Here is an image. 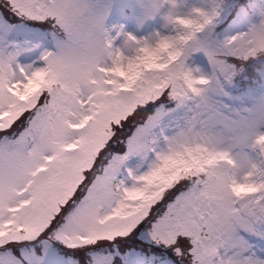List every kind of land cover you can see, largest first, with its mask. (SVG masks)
I'll use <instances>...</instances> for the list:
<instances>
[{
  "label": "snow or ice",
  "instance_id": "obj_1",
  "mask_svg": "<svg viewBox=\"0 0 264 264\" xmlns=\"http://www.w3.org/2000/svg\"><path fill=\"white\" fill-rule=\"evenodd\" d=\"M106 15L92 0H0V264H41L51 241L114 264L103 250L138 233L171 264H264V97L236 107L224 90L264 53V11L217 39L214 5L154 60L144 38L114 46Z\"/></svg>",
  "mask_w": 264,
  "mask_h": 264
},
{
  "label": "rangeland",
  "instance_id": "obj_2",
  "mask_svg": "<svg viewBox=\"0 0 264 264\" xmlns=\"http://www.w3.org/2000/svg\"><path fill=\"white\" fill-rule=\"evenodd\" d=\"M92 2L100 6L106 7L107 8L106 16H111L113 12H122L124 10L131 11V9L128 7V6H131L133 13L132 14L130 13L129 15L130 18H128L125 15L128 18L127 23L120 22L119 20L112 21L113 24L111 27L113 29V32H111V35L117 36V32H119L121 36L120 40L118 41H116V39L114 40L113 42L114 46L122 45V42L124 40V34H130L136 39H141V38L146 39V38L153 37L157 32L164 34L169 31V28L165 27V21H164V14L168 10V5L164 12L157 14V16L155 17V20L158 17L161 19L158 25L154 27H150V29L148 30L140 31V28L142 27V24L144 23V21L148 19H152V17H154L157 13L155 12V13L149 14L148 0H92ZM192 2H195V3L205 2L206 3L207 0H200V1L192 0ZM225 6H227V3L225 4ZM251 6L252 8H256L255 12L257 16L254 20L248 21V25L245 29L242 27L240 23H233L232 27H229L222 37L219 38L216 36V38L223 39L225 36L235 34L236 32L247 31L248 28L252 24L258 23L260 19L259 13L261 11H264V0H252ZM121 14H124V13H121ZM227 16H228L227 8L223 9V7H220V15L217 17L216 22L223 21ZM216 22L213 25V28L218 24ZM261 54H264V53H259L257 55H261ZM17 59H18V62L21 64L31 62V60L23 61L25 59H31L28 56V54H21ZM188 62L191 66H194V67L198 66V67H201L202 69L206 67V59L201 60L199 58H196L195 53H193L189 57ZM239 65L243 67L244 63L240 62L237 65V69H238L237 71L241 69V66ZM259 70L260 71L264 70V63H262V65L259 66ZM262 97H264V94L259 95L255 93V97H254V100H252V102ZM226 99L228 103L236 107L248 106L251 104V102H248L247 100H243V99H233V97H230V98L227 97ZM126 163H127L128 168L130 169L135 168L138 163V158L131 157ZM144 237L147 240L148 245H150L148 246V248H138V250L131 248V250L127 251L125 254H120V248L118 246H117V249L115 250L111 248H107V249H104L103 251L117 252L118 254H116L114 258L116 256L121 255L120 256L121 262H120V259L116 261V262H120L119 264H169V261H165V260L164 261H154L153 256L155 253L159 252L161 254V252H164L166 250L163 248L162 245H156L153 242H151L146 237V233ZM39 248L41 249V251L37 250V255L41 259V264H80L81 259L78 254L79 250L66 248V246L60 241H51V242H48L47 244L40 245ZM144 252H151L154 254H149L150 256L146 257Z\"/></svg>",
  "mask_w": 264,
  "mask_h": 264
},
{
  "label": "clouds",
  "instance_id": "obj_3",
  "mask_svg": "<svg viewBox=\"0 0 264 264\" xmlns=\"http://www.w3.org/2000/svg\"><path fill=\"white\" fill-rule=\"evenodd\" d=\"M168 5V10L164 14L165 27L169 28L167 33L157 32L153 37L146 38L147 48L143 54L150 60H154L161 52L174 49L177 44H182L192 34V29L196 26L203 29L212 19L210 11L214 5H220V0H207V2L195 3L192 0H148L149 6L153 4ZM160 7V8H161ZM172 12L169 16V12ZM107 44V42H105ZM127 43V41H124ZM110 47V45H109ZM107 48L102 46L101 59L107 55ZM253 143L259 147V143L254 139ZM237 178L243 179L241 169L243 164H237ZM245 185H238L236 191H248Z\"/></svg>",
  "mask_w": 264,
  "mask_h": 264
},
{
  "label": "trees",
  "instance_id": "obj_4",
  "mask_svg": "<svg viewBox=\"0 0 264 264\" xmlns=\"http://www.w3.org/2000/svg\"><path fill=\"white\" fill-rule=\"evenodd\" d=\"M227 1H228V3L230 2L231 3V7L233 9H235L239 5L237 3H241V1H243V0H227ZM261 55H264V54H261ZM134 244H135L134 246L137 247V248H145L146 247L144 245L145 243L143 241H141V242L137 241ZM78 254H79V252H78ZM79 257L81 259V255L80 254H79ZM160 257L161 258L166 257L168 259V261L171 263V257L168 255V250H166L164 252H161V256Z\"/></svg>",
  "mask_w": 264,
  "mask_h": 264
}]
</instances>
